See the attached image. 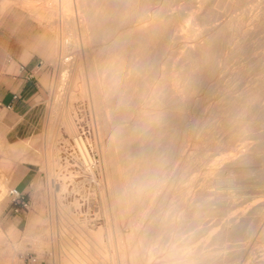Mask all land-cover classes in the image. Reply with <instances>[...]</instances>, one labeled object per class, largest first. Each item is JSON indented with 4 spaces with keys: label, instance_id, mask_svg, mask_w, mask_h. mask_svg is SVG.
Instances as JSON below:
<instances>
[{
    "label": "bare ground",
    "instance_id": "obj_1",
    "mask_svg": "<svg viewBox=\"0 0 264 264\" xmlns=\"http://www.w3.org/2000/svg\"><path fill=\"white\" fill-rule=\"evenodd\" d=\"M169 1H171L170 4ZM218 1L0 0V23L4 22L6 18H9L8 13L10 11H12L11 14H13L15 7L24 8L29 13L30 18L38 19V22L41 24L47 22V25L52 26L56 23L55 27H59V25H57L58 21H64V24L67 21V26H65V28L68 29L67 33L71 35V39L66 33L69 39L66 41L63 40L62 43L61 41H57V47L51 51V55H49L47 59L59 67L60 73L58 81H56L57 87L70 89L76 84L75 77L81 76L82 82L80 85L85 89L84 91H86V96L89 97L88 99L89 102L91 101V105L97 110V113L93 111L94 114H96L94 117H97L95 118L97 119V121H95V132L97 134H95L96 137L93 142L94 146L97 148L96 150L102 156V163H100L102 164L100 165L102 170H100L101 172L98 175L97 181L100 186L101 198L107 215L106 227L108 229L107 232L112 251L108 254L105 244H103L99 248V251L95 252L89 243L93 239L98 240L104 238L102 231L98 229L100 225H95V228H91L87 223L89 220L82 221L80 224H73L77 216L72 213L71 218H68L66 221H63V219L62 221L69 231L76 233L77 244L74 245L68 239H66L67 244L62 242L59 236L61 225L57 222L59 229H56V224H54L52 242L54 248L52 249L53 252L50 254L55 264H216V262L219 264V261L216 260L221 256L217 259L215 258L218 255H222V251H218V249H220L218 246L215 250L211 249L212 246L210 245L212 244L208 241L210 239L207 236L209 234L208 231L206 236L209 239H204V237L203 239L206 240V242L208 241L207 243L210 247H207L208 250L205 249L207 243L206 245L204 244L205 242L203 243L202 236L204 235L202 233H205L206 231L204 232L203 229L207 230L209 226L204 228L205 226L202 227L199 225L205 216L210 215L209 213L211 212L208 213L209 206H199L200 203L195 204L197 200L201 202L202 199L206 202L208 200L206 198H208L210 194H203V188H200L202 195L199 193L200 197H196L195 200L193 198L195 203L189 205L190 207H184L185 203L183 201L188 196H185V194L193 190V185L191 186L190 184H192L193 180H196L194 178L195 172L203 171V175L206 174L204 176L205 184H201L202 187L208 186V181L213 179H211V174L213 172L211 161H213L215 155L211 152H207L213 148L212 145L215 146V149H217L216 147L220 148L221 146L222 148L223 146L226 147L227 145H231V139L227 138V136L233 132H231L232 128H235V138H237L240 133L237 135L236 132L241 131H239V126H241L242 123L245 124V122H247L245 125H249V128L251 125L257 127L262 124L260 120L259 125L255 120H253L255 123H252L253 117L251 116H254L252 112H256L258 108H264V104H262V100H264V74L258 72L263 75L262 78L260 77L261 75L256 74L259 76V79L261 78V80H259L257 76L254 75L256 73V71H254L255 73L252 74L255 80L256 78L259 80L258 82L256 81L257 83L250 84L251 80H245V82L249 81L250 83H246V85L241 88H237L236 85L239 82L241 84L246 78V75L252 70H255L257 65L256 68L260 70V63L262 64L261 72H264V51L261 53L256 51L264 41L260 38H264V33L262 36H259V38L257 37L258 35L255 34L257 28V32L262 30L264 32V24L262 23L264 22L262 20L264 19V0H254V2L249 0L253 2L252 4L250 3L251 5H249V3L246 4V2H249L247 0L246 2L245 0H242L243 2L238 0L237 3L240 2L242 7L239 6V8L237 6L238 8L236 7L235 9L234 6L233 9L228 8L232 5L233 0L231 5H229V0L228 2L224 0L225 7H223L224 2L221 0L220 2L223 3L221 4L223 5L222 7L229 9L227 12H224L225 9H223L222 11L224 13L218 10V8H215L216 2L218 3ZM244 2L248 6L242 5ZM159 3L162 4L160 5ZM226 3H228L229 6ZM233 3L236 4V2ZM168 5H170V7H168ZM56 6L61 7V12ZM218 7H221L220 4H218ZM58 11L61 15H65L66 21L64 20V16H62L63 20L57 17ZM257 20H259V23L256 22L250 27V24ZM260 20H262V22ZM61 23L59 22V24ZM261 24H263L262 28ZM247 25H249L250 28H246ZM187 26L189 28V35L195 36L188 37L189 35L187 34V36L185 34V37H188V39L192 38L191 41H195V43L189 46L186 45L184 49L175 47L173 41H178L182 38L184 35V30L182 31V29ZM259 27L262 30H260ZM65 28L63 29L64 34L67 30ZM111 29L116 32L114 33ZM60 32L62 31L60 30ZM252 33H254L256 38L262 40L258 46L254 44L256 47L253 43H250V39L254 38ZM259 35H261V32ZM97 38L99 41H97ZM80 39L82 40L80 41ZM251 41L255 42L256 40L252 39ZM93 43H95V46H93ZM97 43L98 45H96ZM262 44L264 45V42ZM229 46H231L230 48L232 49L231 55L230 48H228L229 51L227 53L230 55V60L227 59L228 55L223 56V58L227 60V62L225 60L226 63L224 65L230 64L228 61H231L232 56L239 54V56H241L243 54V49L248 50L250 53V50L256 52H252L253 54L249 55L245 50L244 54H247L246 56L243 55L244 57L242 56L241 58L236 56L238 59H235L238 60L239 63H245V61L248 60L247 63L249 65L247 66L245 63L246 65L244 66L246 67H243L238 63V67L239 65L243 67L242 70H239L240 67L239 69L238 67L236 68L237 64L233 66L237 69L236 71L238 73L240 72L238 76L235 75L234 71L235 77L233 76L232 78L234 79L232 80L231 78V82L229 81L230 83L236 84V88L234 87L230 90L229 88H231L232 85L231 87L228 86V83L226 85L225 82L228 81L226 80L224 81V87L227 86L229 90L225 91V88L222 86L224 83L220 81L221 83H218V86L222 84L221 87L224 92L217 95L215 102L211 106L208 104L209 100L207 97L201 95L195 98L194 96H196L203 87L212 83H210V81L217 75L216 71H222L223 69L227 70L228 65L227 68H225L222 64L224 59L221 57ZM70 50L71 52H69ZM225 52H227V50ZM69 53H76L75 56L73 55L74 59L72 56V58L69 57ZM232 58L234 59V57ZM239 58L247 60L242 61ZM221 65L224 68H221ZM233 70L235 69H232V71ZM233 73L228 75H233ZM228 79L230 80V78ZM214 92L213 90V93ZM199 94L200 93H198V95ZM208 95L210 96V93ZM60 101L61 98H58L53 105L52 110L54 115L50 117L53 119L49 125L51 134L53 135V132H55L54 129L56 128L57 117L62 115L66 121H68L71 137L76 139L78 145L81 146L83 144L85 147L90 139L88 137V139L85 138V126L82 123H77V117L75 118L72 115L73 112H69L65 109V106L62 105L63 102L61 103ZM193 103L198 105L195 106ZM135 104H139V106L137 105L136 108ZM205 105L209 107V109L206 107L207 111L206 108H204ZM130 106H135V109L133 107L134 110H131L129 108ZM193 109L198 110L199 113L192 112ZM201 110L208 114L203 115L204 112ZM249 116L251 118H249ZM245 117H247L248 120H246L247 118ZM217 118H220V123L217 122ZM244 118L246 120H244L245 122L242 120ZM249 119L252 121L251 125ZM261 119L262 121L264 120V118ZM235 123H237L239 128H237V125L234 126ZM255 124L257 126H255ZM245 125L243 126L242 124L241 128L242 132L245 131V135H247V133L253 129L251 128L249 130L248 128L249 131L247 129L246 131L243 129ZM262 125V129L264 130V123ZM209 131H211L210 134ZM90 133L92 134L93 131H90ZM207 133L210 136L208 135L206 137ZM220 133H222V136ZM201 134L203 138L199 139V135L201 136ZM215 134L217 137L221 136L222 139H216L217 137ZM241 134L240 136H243ZM182 135L185 137L187 136V138H183ZM223 136H225V138H223ZM228 137H232V135ZM233 138L234 135L232 140ZM239 138L235 140L237 141ZM190 141L193 142L192 148L189 149L190 151H187L184 148H188L187 146H189ZM225 141L230 143L224 145ZM187 143L188 145L186 146ZM233 143L236 144V142ZM25 144L29 145L28 143ZM207 146H210V149H207ZM236 146L238 145L236 144ZM256 146L259 145L256 144ZM251 147L248 146L247 148ZM28 148L23 145V143H19V141L18 143L12 144L9 149L11 160L9 158V161H7L5 165V169L8 172H11V170L16 167V164L29 161V159L33 163L40 166L42 165V155L35 153L31 158L29 157ZM31 150L33 151L32 148ZM183 150L184 152L186 150L187 154L185 157L181 155V158L185 159H181L182 161L178 165L172 164L175 165V167L169 166L174 156L183 154ZM82 155L84 154L82 153ZM47 158V165L49 166L55 168V166L60 164L54 148H51V153ZM86 159V161H88V158ZM236 160L237 159L233 158V162ZM91 162H93L92 158ZM91 162L89 161L88 163ZM88 163L87 165L90 167ZM225 167L227 168V166ZM222 168L224 169V167ZM214 170L216 171V168H214ZM218 171H220V168ZM217 172H215L216 175ZM218 176L220 175L218 174ZM222 177L224 178V174ZM184 182H186L185 185L183 184ZM58 186L59 184H56L54 187L56 188ZM208 188L210 187H207L206 190H208ZM183 189L185 193L182 192ZM157 190L162 191L156 194ZM198 190L193 191L198 193L200 192ZM192 194L189 195L191 198ZM59 197L57 193V198ZM189 198L187 197L186 199L188 200ZM153 199L157 201L155 202ZM145 200L148 206L147 203L145 205ZM151 200L153 201V205H149V202H152ZM176 200L178 201L173 203ZM55 201L57 202V200ZM203 202L204 201H202L201 204ZM205 202L203 204L207 203ZM261 207L262 206H260L259 210H263L262 208L264 206ZM251 210H255V208H251ZM170 211L171 214L173 211L175 214L173 213L171 215ZM227 212H225L226 215ZM263 212L264 211H261V213ZM244 213H246V211H244ZM175 215L176 217L173 218ZM213 215L215 216V213ZM222 216L224 217V215ZM235 218L237 219V217H233V220H235ZM241 219L243 218L241 217ZM247 220L244 219L242 224L238 221L239 225H237L238 222L236 220H228L226 225L224 224L225 220H222L224 222L221 223L224 227L223 230H221V226V229H219L221 231L218 230L220 233L216 230V234L213 236V232L211 231L213 227L210 226L211 228H209V231L212 233L209 235L210 237H215L216 244L221 246L224 241L233 239L238 235L241 236L244 230H250V233H252V231L255 230L252 229L253 223L251 222L252 225L249 229L250 224L248 226L249 222H247ZM246 222L247 225H245ZM195 225H199L203 228H200L203 232L201 230L197 231L200 235L202 234L200 238L202 240L200 242L198 241L199 238L195 237L198 239L196 245V243H194L196 241L194 237H192V240L185 237L188 239L187 243L184 241L185 244H191V247L188 248V245L184 246L183 237L185 235L183 233L185 231L188 232L192 227L197 229L198 227H195ZM246 226H248V228H246ZM254 227L255 225L253 228ZM124 228H128L129 230L125 231ZM195 229H193V231ZM37 231L38 230H35V232ZM193 231L191 230V233L188 232L186 236L189 235L190 238V235L195 234V231ZM248 232L249 231H246L247 234H249ZM199 233L197 235H199ZM5 236L6 235L3 234L0 228V244L4 243L3 246L0 245L2 249L0 250V264H11L13 261H17L18 256H20L18 253L22 250L24 243L15 242L9 244ZM47 236H45V238ZM45 238L39 237V239L36 240L34 245H32L34 251L36 250L39 253H44L46 251V246L48 245L46 240L49 239V237L46 240ZM212 238L210 239L211 241ZM179 240H181V243ZM188 242L191 243L189 244ZM215 242H212L214 243L213 246H215ZM200 243L203 245L201 244L198 246ZM194 244L196 246H193ZM224 244L226 245V243ZM9 245H11V247ZM223 247L224 246H222V248ZM24 249L27 250L26 248ZM234 254L233 252V255ZM221 258L225 260L227 258L226 254L225 257Z\"/></svg>",
    "mask_w": 264,
    "mask_h": 264
},
{
    "label": "rangeland",
    "instance_id": "obj_2",
    "mask_svg": "<svg viewBox=\"0 0 264 264\" xmlns=\"http://www.w3.org/2000/svg\"><path fill=\"white\" fill-rule=\"evenodd\" d=\"M220 1L221 0H219L218 3L216 2L217 7L215 6V8H218V10H221L222 13L227 12L229 9H233V6H234V9L237 6L242 7L240 2L237 3L238 0H236V1L233 0V2H236L237 5L234 4L232 2V0L231 1L229 0V2H230L229 5H231V2H232V5L230 7H228L229 9L226 6L227 9H225V8H223V7H225V1L222 0V2H224V4ZM226 1L228 2V0H226ZM239 1H242V0H239ZM247 1H249V0H247ZM252 1L254 2V0H252ZM170 2L171 1H169V4H170ZM245 2H246V0H245ZM245 2L242 3V5L243 4L246 5L248 3H249V5H251L253 3L251 1H249V2H246V4H245ZM218 4H220L221 7H218ZM221 4H223L224 6ZM226 4L228 5V3H226ZM246 6H248V5H246ZM168 7H170V5H168ZM56 8L57 9L59 8L60 12H61L60 6H56ZM14 9L15 10H14L13 14H11L12 11H10L8 13L9 18H6V20L4 22L0 23V53L4 57H6L7 60L14 62L15 68L17 70L19 69V63H16L14 60H12V57H14L16 60L20 61V64L22 63V64L26 65V67L35 75L34 76L35 77V86L37 87V90L34 93V97H33V101H32V104H33V106H32L33 110L31 112L32 114L28 113V115L25 118H22V116H18L9 125L6 124V125L0 126V200H1L0 201V225H1L2 229L5 231L6 235H8L9 241H12V242L17 241V243H22V244L24 243L22 250L20 249L21 251H19V253H18V255H20V256H18L17 261H13L11 264H21L22 261L24 260L25 256L29 255V254L34 255L38 258V261H39L38 264H55V262L52 258V255L50 254L53 252L52 249L54 248V245L52 243L53 242L54 224H56V227H57L56 229H59L58 224L61 225V231H60L59 236H60V239L62 242L66 243V239H68L74 245L77 244L76 233L69 231L65 227V223H63V221H66L68 218H71L72 213H73V215L77 216L76 219H74V222L72 221L73 224H80L82 221H88L89 220L87 223L91 228H95L94 227L95 225H97V226L100 225L98 227V229L102 231L104 238L98 239V240L93 239V240H91V242L89 244L92 247V249H94L95 252H98L101 245L105 244L106 251L108 254H110L112 251V247L110 245L109 236H108V232H107L108 229L106 227L107 215L105 212L103 200L101 198L102 196H101V192H100L101 191L100 186L98 185V181H97L98 177H99L98 175L101 172L100 170H102V168L100 167V165H102V164H100V163H102V158H101L102 156L96 150L97 148L94 146V142H93L95 137H96L95 134H97L95 132V121H97V119H95V118H97V117H94V116H96V114H94L93 111L96 112L97 110L93 107V105H91L92 103H91V101L89 102V99H88L89 97L86 96L87 95L86 91H84L85 89H83V87L80 85V83L82 82L81 76L75 77L76 87L74 85L73 86L74 88L72 87L70 89H66L64 87H57L56 81H58V78H59V73H60L59 67L55 63H53L47 59V57H49V55H51V51L54 50L55 47H57V41H59V42L61 41V43H62L63 40L64 41L68 40L69 39L68 37H70V39H71V35L69 33H67L68 29L65 28V26H67V23H66L67 21L65 20V15H63V14L61 15V13L58 11L59 13L57 14V17H59L60 20H61V18L63 20L62 16H64V20L66 21L65 22L66 25L64 24V21H58L57 25H59V27L58 26L55 27L56 23H54L51 26V25H47L48 24L47 22H44L41 24L40 22H38V19H33L32 17L30 18L29 13L22 7H18V8L15 7ZM19 9H20V11H22V10H24V11L20 12ZM223 9H225L224 12L222 11ZM10 16H11V18H10ZM7 20H9V21H7ZM262 20L264 21V19H262ZM262 20H260V21L262 22ZM258 21L259 20L255 21L254 23L252 22L250 24V27H252L253 24H255ZM59 22L60 23L62 22V23L59 24ZM262 23L264 24V22H262ZM263 24H261V28H262ZM12 26H13V28H12ZM247 26H246V28H250L249 25H247ZM57 27L59 28V30ZM64 28L67 29L66 31L64 30L65 34L63 32ZM184 28L182 29V31L184 30V33L182 31H180L181 33L184 34V35L182 34L183 35L182 38H180V40H178V41H173V45L175 44V47L184 49V47L186 45L189 46V45H193V43H195V41H191L192 38L188 39V37H194L195 35L194 34H193L194 36L189 35L188 26L184 27ZM261 28H260V30H262ZM263 28H264V26H263ZM60 30L63 33L60 32ZM111 30L114 33L116 32L113 29H111ZM257 30H258V28L255 30V32H256L255 34L258 35L257 37L259 38V36H262L264 32H263V30L262 31L259 30L261 32V35H259L260 32H257ZM112 31H110V32H112ZM66 33L69 35L68 37L66 36L67 35ZM63 34L67 38H65L63 36ZM185 34L186 35L188 34L189 36L187 35L188 37H185L186 36ZM57 36H58V38H57ZM252 36H254V33H252ZM258 38H256L254 36V38L250 39V43H253V45L257 44L256 46H258V44H260L262 42V40H264V38H262V37H260L262 40L261 39L259 40ZM252 39L256 40V41L252 42L251 41ZM257 39H258V41H257ZM81 40L82 39H80V41ZM185 40H187V41H185ZM97 41H99V39ZM262 43L260 44V46L263 45ZM96 45H98V43ZM93 46H95V43H93ZM231 46L227 47V49H226L227 52H225L226 50L223 52L224 55L222 54L221 58L224 59L223 63H222L223 65L227 62L226 58H223V56L228 55L227 59L230 60L229 56L231 55V50H232L230 48ZM260 46L256 50V51H259V53L264 51V45L261 46V48H260ZM59 48H60V46H59ZM228 48H230V55L227 54L229 51ZM245 50L243 49V54L241 53L242 54L241 56H239L240 54L236 55V56H238L240 58L243 55L246 56L247 54H244ZM247 51L248 50H246V53H249V55L253 54L252 52H254V53L256 52V51L250 50L251 51V53H250L249 51L248 52ZM69 52H71V50ZM75 54L76 53H69V57L72 56L74 59ZM236 56H232V57H234V59L231 57V61L232 60H234V61H232V62L228 61V62H230V64H229L230 66L228 64L224 65L225 68H227V65H228L227 70L223 69L222 71L221 70L216 71V74H217L215 76L216 78L214 77L215 79L213 78L212 81H210V83L211 82L212 83L207 85L206 87H203L204 89L202 88L200 90V92H198L200 94L198 95V93H197L196 96H194V97L198 98L201 95L203 97H207L209 100L208 101L209 103L208 102L207 103L212 106L216 100L217 95L224 92V90L225 91H227L229 89L232 90L234 87L236 88V86H237V88H241L244 85H246V83L249 82V81L245 82V80H251V83L249 82L250 84H255L259 80H261L263 75L260 73L264 74V72H261L262 64L260 63V65H261V66L259 65L260 70L258 68H256L258 66L257 65L255 67V70H252L250 73H248L247 74L248 76L246 75V78L241 82V84H240V82L238 83L240 86L238 84L236 85V84L230 83L231 78L233 76L234 77H235V75L239 76V74H240V72L238 73L236 71L237 70L236 68L238 67V63H239L238 60L235 59V58L238 59V57H236ZM225 60H226V62H225ZM240 60L243 61L244 59H240ZM245 60H247V59H245ZM247 62H248V60L245 61V63L248 66L249 64ZM242 63H239V64H241L243 67H246V66H244L246 64L244 62H242ZM236 64H237V66H236ZM233 66H236V68ZM242 66L239 65L240 69H239V67H238V69L242 70V68H243ZM221 68H224V67L221 65ZM229 68L231 69V72H230ZM232 69H235V70L232 71ZM234 71H235V75L233 73ZM254 71H256V73ZM258 72H260V73H258ZM232 73H233V75H228V74H232ZM252 73L253 74L255 73L254 75L257 76L258 79H259V76L256 74L261 75L260 76L261 78L259 80H257V78H256V80H255V77ZM228 78H230V80ZM233 79L234 78H232V80ZM226 80H228V81H226ZM220 81L222 83H224V81H226L225 82L226 85L228 83V86L231 87V85H232V87L229 89L227 88V86L224 87L225 83L223 85L219 84V86H220L219 87L218 83H221ZM229 83H230V85H229ZM216 84H217L218 88L216 87ZM221 85L223 86V88H225L224 90L221 87ZM218 89H219V91H218ZM213 90L215 91L214 93H216V94L213 93ZM209 93H210L211 97L208 95ZM58 98H61L60 102L61 103L63 102L62 105L65 106V109H67L69 112H73L72 115L75 118L77 117L76 118L77 120L75 119L76 122L82 123L85 126V130H86L85 131L86 132L85 138H87V137L90 138L88 140L89 143L87 142L85 147L83 144L81 146L78 145V142H76V139L74 137H71V135L69 133L70 132L69 125L67 123L68 121H66V119L62 115H60L61 117L60 116L57 117V119H58V120H56L57 126L55 125L56 130L54 129V131L56 133L53 132V135L51 134L49 125L51 124V121L53 118L51 119L50 117H52L54 115V112L52 109H53L54 102ZM209 98L210 99L212 98V99L210 100ZM262 101H263L262 104H264V100H262ZM137 105L139 106V104H135L136 108H137ZM194 105L196 106L198 104H194ZM207 105H205L204 108H206ZM135 106H130L129 108L131 110H134ZM133 107H134V109H133ZM209 107H207V108L209 109ZM207 108H206V111H207ZM261 109L258 108L256 112H252V113H254L255 118L253 115L251 116V117H253L252 121L253 120L257 121L258 125L260 124V121L262 124L264 123V120L262 121V119H261V118H264V116H263L264 108H261ZM193 111H194V113H197V114L199 113V111L196 109L195 110L193 109L192 112ZM69 112H68V114H69ZM202 112H204L203 115L208 114L205 111H202ZM8 114L9 113L6 109L0 110V119L6 120L9 116ZM251 117L249 116V118H251ZM245 118H247V117H245ZM245 118L242 120L244 121ZM219 119L220 118H217V122L220 123L221 120H219ZM246 120H248V118ZM250 120L251 119H249V121ZM82 121L85 123H83ZM252 121H250V125L252 123H255L254 121L253 122ZM240 124H241V122H240ZM242 124L244 126L245 124H247V122H245V124L244 123H242ZM242 124H241V126H239L240 127L239 131L241 130L240 132H238L236 129L237 135L239 133L241 134V133L245 132V131L242 132V128H241ZM86 125L88 126V128ZM236 125H237V123L234 124V126H236ZM248 126L249 125H247V126L245 125V128L243 127V129L248 130V128H249ZM251 126H250L249 130L251 128L253 130H250V131L248 130L249 133H247V135H245L246 132L244 134H241L243 136L245 135L246 137L240 136V134H239V136H237V138L240 137L242 140L239 138L237 141L235 140V139H237V138H235V135H236L235 131H234L235 128L234 129L232 128V130L230 129L231 132L233 131L234 133L232 132L228 136L232 135V137H233V135H234L235 139L233 138V140H235V141L232 140V137L227 136V138L231 139L230 142H231L232 146L227 145L230 142L228 143L226 141H225L224 145H227V146L225 147L222 145L223 146L222 148H221V146H220V148L216 147L218 150L214 148L215 147L214 145H212L214 149L213 148L210 149V146H207V149H210L207 152L208 153L211 152L212 154L215 155V156L214 155L213 156L216 158V160H215V158L213 157V161H211V163L213 165V172H214V173L212 172V174H211V179L212 178L213 179L211 181L210 180L208 181V186L202 187L201 184L204 183V176L206 174L203 175L204 174L203 171L195 172L194 178L196 180H193L192 184H190L191 186L193 185L192 186L193 190L196 191L199 189L198 191H200L203 188L202 189L203 194L204 193H208L207 195L210 194V196H208V198H206V199H208L206 201L207 203L203 199L202 200L200 199L201 202L204 201L206 204H203L204 202L201 204V202L199 200H197L198 202L196 201V203H195L194 200L196 199V197H200V195H202V192L201 191L198 193L196 192L197 193L196 194L193 190H191L187 194H185V196L188 195L187 197L188 198L190 197V198L187 200L186 199L187 197H186L185 200L183 201L185 203L184 207L192 205V203H195V204L200 203L199 206H201V205L202 206L203 205L209 206L208 213L211 212V213H209L210 215L205 216L203 218V220H201V223H203V224L199 223V225L202 227L205 226L204 228H206V226H209V228L213 227L211 229V231L213 232V236H214V234H216V230H217V232L223 230L224 227L221 223L224 220H225V223L224 222L223 223L226 225V222L228 220H232V221L236 220L237 222L239 221V222H241L240 224H242L244 219H246V220L248 219L247 220V222H249L248 226L250 224L249 229L252 225L251 222L253 223V226L255 225L254 228L252 226V229L253 230L255 229L254 231L251 230L252 233H250V230H244L243 231L244 234L242 232L241 236L240 235H238L237 237L235 236L233 239H230V240L228 239V241L226 239H225L226 241L223 240L224 242L222 243L223 245L221 244V246L216 244L215 239H214L215 237H213V236H212L213 238L210 237L209 234L212 232L209 231L208 227H207L208 228L207 230L203 229L199 225H197V226L195 225V227H198L199 229L198 228L195 229L194 227H192L191 230L193 231V229H195L194 230L195 234L192 233L194 236L190 235L191 239L189 238V235L186 236V234H188V232L191 233L190 232L191 230H188V232L185 231L183 233L185 235V236L182 235V236H184L183 242L186 241V243H187L188 239L192 240L193 239L192 237H194V239L196 240L194 243H196V245L198 243L197 242L198 239H196V238H199L198 241H200V242L203 239V237H204V239L207 238V240L209 238L210 239L212 238V241L210 239L208 240L209 243L212 244V245H210V246H212L211 249L215 250V249H217L216 247L218 246V248H220V249H218V251L223 252V253L221 252L222 255L217 254L218 256H216L215 259H217L220 256L225 257V254L227 257L225 260H224V258H221V257L219 259H217L216 261H219V264H221V263L222 264H264V212L261 213V211H264V207H263L264 206L263 205L264 204V175H263L264 174V169H263L264 168V160H263L264 159L263 158L264 157V130L262 129L263 125L261 127L257 126L256 124H255V126H257V127H254V126L251 127ZM239 127L237 125V128H239ZM90 131H93V133L91 134ZM211 131H213V130H211ZM211 131H209V134L211 133ZM250 133H252V134H250ZM209 134L208 133H207V135L205 134L206 137ZM220 135L222 136V133H220ZM224 135H226V134H224ZM9 136L12 137L11 139H20V138L23 139V140L19 141V143H21V144L23 143V145H25L27 148L30 147V148H28L29 149L28 150L29 157L32 158V156H34L33 154H35V153L42 155L41 156L42 165L40 166L36 163H33L29 159V161L26 163L20 162L18 165L16 164L17 166L15 167L14 172L12 174L8 173L7 170L5 169V165H6L7 161H9V158H10L9 149L12 146V145H7V142H6V138ZM221 136L217 137V135H216V137H217L216 139H222ZM182 137L184 138L185 136L182 135ZM199 137H198L199 139H202L203 135L201 134V136L199 135ZM34 138H36V139H34ZM50 138L52 141L50 140ZM185 138H187V136ZM223 138H225V136H223ZM26 139H27V141H26ZM232 141L236 142V144L238 146H236V144H234ZM32 142H34L35 144ZM25 143H28L29 145H26ZM188 143L186 144V146L188 145ZM190 143H189L190 147L187 146L188 148H184L187 151H190L189 149L192 148L193 142L190 141ZM90 144H91V147H90ZM92 144L95 148L92 146ZM256 144H258L259 146H256ZM76 146H78V147H76ZM248 146L249 147L254 146V147L247 148ZM31 148L33 149V151L31 150ZM51 148H54V150L56 151V155H58V159H59L58 161L60 162V164L55 166V168L53 166L47 165V160H48L47 157H49V154L51 153ZM86 149H87V151H86ZM245 149H247V150H245ZM186 150H185V152H186ZM256 151H257V153H256ZM185 152L183 150V154H180L179 156L177 155L178 157L174 156V158L176 160L173 158V160L170 161L171 164H169V166L175 167V165H178L179 163H181V161L183 159H185V158H181V155H182V157H185L187 154V152L186 153ZM82 153L85 156L82 155ZM184 153H185V155H184ZM217 154H218V156H217ZM243 156H244V158H243ZM86 158H88V161H86L87 160ZM91 158H92L93 162H91ZM220 158H221V160H220ZM233 158L237 159L238 162H237V160L233 162ZM10 160H11V158H10ZM179 160H180V162H179ZM227 160H229V161H227ZM84 161H86V162H84ZM89 161L91 163H88ZM176 161H178V162H176ZM84 163L86 165L88 163L91 168L88 165L86 166ZM172 164H175V165H172ZM20 165H28L29 167L34 168V175H33L34 183L31 187L30 193L28 194L29 195L28 198L30 200V207L26 210V212L23 215L15 216L9 212V207H8L9 199L7 197H4L2 199V195H5L7 187L15 185L13 182V177L15 174V170ZM84 165L86 166V168ZM215 165H217V166H215ZM225 166H227V168ZM222 167H224V169ZM88 168H90L92 170H90ZM214 168H216V171L214 170ZM219 168H220V171H218ZM221 168H222V170H221ZM86 169H88V170H86ZM215 172H217V175L215 174ZM218 174L220 176H218ZM223 174H224V178L222 177ZM197 175H198V177H197ZM261 175H262V177H261ZM226 178H227V180H226ZM232 181H234V182H232ZM209 182H211V183H209ZM56 184H59V186L56 187L57 189L54 187ZM183 184L185 185L186 182H184ZM207 187H210V188H208V190H206ZM54 189L56 190V193H55ZM159 191L161 192L162 190H157L156 194L160 193ZM208 191H211V192H208ZM182 192L185 193V190L183 189ZM57 193H58V197L60 196L59 198H57ZM190 193L191 194L193 193L192 198H191V196H189V195H191ZM199 193H201V194L199 195ZM195 194L198 196H196ZM193 198H194V200H193ZM55 200H57V202ZM177 201L178 200L174 201L173 203H176ZM78 202H79V204H78ZM155 202H154V204H155ZM56 203H57V205H56ZM144 203L146 205V203H147L146 200L144 201ZM150 203H152V204H150ZM179 203H180V201H179ZM149 205H153V201L149 202ZM147 206H148V203H147ZM260 206L263 207V208L261 207L263 210H259ZM251 208H255V210H259V211L251 210ZM244 211H246V213H244ZM252 211H255V212H252ZM225 212H227V215ZM235 212L237 213V215ZM173 213H174V211H173ZM214 213H215V216L213 215ZM170 214H171V211H170ZM171 215H169V216H171ZM222 215H224V217ZM60 216H62V217H60ZM175 217H176V215L173 218H175ZM233 217H237V219L235 218V220H233ZM241 217L243 219H241ZM226 219H228V220H226ZM59 220H60V222L62 220L63 221L60 223ZM240 220H242V221H240ZM57 222H58V224H57ZM239 222L237 225H239ZM247 222L245 223V225H247ZM43 223H44L45 227H44ZM49 224L51 225L52 228L50 227ZM10 225L13 226V229H14L13 231L11 229H9ZM40 226H42V227H40ZM221 226H222V229H221ZM248 226H246V228H248ZM200 228L203 229L204 232L206 231L205 232L206 234L202 233L203 231ZM29 229L31 230V232ZM32 229H33V231H32ZM214 229H215V232H214ZM219 229H221V230H219ZM35 230H38V231L35 232ZM51 230H52V232H51ZM124 230L128 231L129 229L124 228ZM199 230H201L202 232L201 231L200 232L204 235V236H202V239H200L202 234L200 235V233L197 232ZM207 231L209 232L208 235H207ZM246 231H249L248 232L249 234H247ZM27 232H28V234H27ZM198 233H199V235H197ZM31 235H32V237H31ZM45 236H47V237L45 238ZM51 236H52V239H51ZM33 237H34V239H33ZM39 237H42V238L44 237L45 240L49 237V239L46 240L48 242V245L46 246V251L44 253H39L36 250L34 251L33 246H32V245H34L36 240L39 239ZM185 237H188V239ZM50 239H51V241H50ZM204 239L202 241H203V243L205 242L204 244L206 245V243L208 241L206 242V240H204ZM26 240H27V242H26ZM28 240H29V242H28ZM179 242L181 243V240H179ZM183 242H182V244H183ZM212 242H215V246H213L214 243H212ZM188 243L190 244L191 242H188ZM220 243H218V244H220ZM224 243H226V245ZM3 244L4 243H1L0 245L3 246ZM9 244H11V243L9 242ZM184 244H185V242H184ZM201 244L202 243L198 244V246H200ZM186 245H188V244H185L184 246H186ZM196 245L194 244L193 246H196ZM9 246L11 247V245H9ZM25 246H27V247H25ZM208 246L209 245L207 243V246H205V249L208 250V248L210 247V246L209 247ZM222 246H224V247L222 248ZM189 247H191V244L188 245V248ZM213 247H214V249H213ZM24 248H26L27 250H25ZM0 250H2L1 247H0ZM233 252L235 253L234 255H233ZM231 254H232V256H231ZM40 255H42V256H40ZM233 256H234V258H233ZM229 258H230V260H229ZM216 264H217V262H216Z\"/></svg>",
    "mask_w": 264,
    "mask_h": 264
},
{
    "label": "crops",
    "instance_id": "obj_3",
    "mask_svg": "<svg viewBox=\"0 0 264 264\" xmlns=\"http://www.w3.org/2000/svg\"><path fill=\"white\" fill-rule=\"evenodd\" d=\"M12 60H14L16 63H19L18 70L15 68L14 62L7 60L6 57L0 53V110L6 109L9 113V116L6 120L0 119V126L6 124L9 125L18 116L25 118L28 113L32 114V101L34 93L37 90V87L35 86V75H32L29 70L25 68L22 69L21 66L23 64H20V61L16 60L14 57H12ZM15 94H18L19 97L16 100H13ZM9 104H12L11 108H8ZM11 138L12 137L10 136L6 138L7 145H12L15 144V142L17 143L18 141L23 140L21 138ZM14 169L11 170V172H7L12 174ZM33 175V167H29L28 165H20L15 170L13 182L20 190L29 194L34 183ZM0 228L3 234L6 235L1 225ZM9 229L12 231L14 230L12 225L9 226ZM5 237L9 241L8 235ZM9 242L17 243V241Z\"/></svg>",
    "mask_w": 264,
    "mask_h": 264
},
{
    "label": "built area",
    "instance_id": "obj_4",
    "mask_svg": "<svg viewBox=\"0 0 264 264\" xmlns=\"http://www.w3.org/2000/svg\"><path fill=\"white\" fill-rule=\"evenodd\" d=\"M22 69L29 70L26 65L21 66ZM29 72L34 75L30 70ZM19 97L18 94H15L13 100H16ZM12 104L8 105V108H11ZM28 193L20 190L17 186H9L6 189L5 195H2V199L7 197L9 199V212L12 215L19 216L23 215L26 210L30 207V200L28 198ZM1 201V200H0ZM38 258L34 255H26L21 264H38Z\"/></svg>",
    "mask_w": 264,
    "mask_h": 264
}]
</instances>
